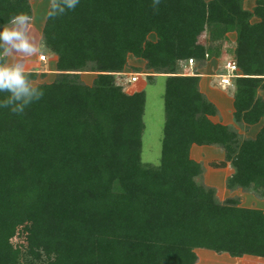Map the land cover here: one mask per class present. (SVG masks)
<instances>
[{"label": "trees", "instance_id": "1", "mask_svg": "<svg viewBox=\"0 0 264 264\" xmlns=\"http://www.w3.org/2000/svg\"><path fill=\"white\" fill-rule=\"evenodd\" d=\"M31 0H0V25ZM253 17L258 23L251 22ZM237 33V122L264 117V0H80L46 18L42 41L57 77L25 112L0 109V264H199L197 250L264 258V211L219 201L200 184L193 145H217L232 166L227 187L264 196V126L256 138L214 122L216 105L185 61L223 55ZM154 34L156 39L150 38ZM166 76L159 165L142 161L146 92L116 81L128 56ZM138 69V68H137ZM31 82L35 71H26ZM95 72L92 85L81 73ZM139 72V71H136ZM6 94H0V97Z\"/></svg>", "mask_w": 264, "mask_h": 264}, {"label": "rangeland", "instance_id": "2", "mask_svg": "<svg viewBox=\"0 0 264 264\" xmlns=\"http://www.w3.org/2000/svg\"><path fill=\"white\" fill-rule=\"evenodd\" d=\"M51 3V0H31L33 14L35 19V24L32 22L30 26L29 35L33 42L40 46V50L37 51L35 55L30 56L29 61L31 65L25 67L26 71H35L37 73V79L32 81L33 85H39L43 83H50V81L57 77V74H54V77L49 78L47 72H51L48 67L49 54L48 49L45 47L42 41V30L41 25L46 19V14L48 7ZM33 25V27H32ZM35 27V28H34ZM152 37V36H151ZM156 39L153 36L151 39ZM42 47V50H41ZM45 54L47 63H43L41 66H38V60L36 59L38 55ZM231 54V53H230ZM228 55V59H231V55ZM12 62H17L16 57L27 58L29 56H24L22 54H12ZM226 58H224L225 60ZM24 61V60H22ZM206 62V61H205ZM203 62V63H205ZM129 64V63H128ZM35 67L33 68V66ZM144 70V69H143ZM131 71H139V68H131L124 70L123 75L117 74L116 81L121 83L124 89H129L130 92L135 90H145L146 92V106H145V115H144V130H143V148H142V161L144 164L150 165H159L162 157V148H163V133H164V124L166 120V110L164 105V95L166 91V78L163 74L155 75L153 78L144 74L139 76V81L136 83L130 84L126 82V78L130 77L132 74ZM54 72V71H53ZM51 72V73H53ZM88 73V72H87ZM147 73V72H146ZM81 80L85 83L86 78L82 77ZM153 74V73H152ZM221 74V73H218ZM56 75V76H55ZM214 80L219 81V78L216 77ZM238 132L239 130L236 129ZM242 136V134L239 132ZM208 146V145H206ZM199 148V147H198ZM223 148L217 145H212L205 149H195L193 157L201 162L205 167V171L197 178V181L207 187H214L216 189V195L220 202L225 203L229 199L239 200V205L243 207L256 208L264 211V196L253 191L249 188L237 187L235 190H230L227 187L228 178L234 173L232 166L226 164L223 167H217L213 164L218 160H222ZM199 159V160H198ZM199 253L200 260L199 264H264V258L252 255H244L240 257H232L228 253H217L211 250H197ZM19 264H39L34 259L28 255L21 256Z\"/></svg>", "mask_w": 264, "mask_h": 264}, {"label": "crops", "instance_id": "3", "mask_svg": "<svg viewBox=\"0 0 264 264\" xmlns=\"http://www.w3.org/2000/svg\"><path fill=\"white\" fill-rule=\"evenodd\" d=\"M207 1H210V0H207ZM257 1L258 0H244V8L249 10V11H252L256 6ZM48 10H49V7H48ZM46 18H47V16H46ZM45 21H46V19H45ZM45 21L40 26L41 29H43ZM34 22H35V19H34V14H33V24H35ZM251 22L258 23L259 18L253 17ZM32 27H33V25H32ZM151 36L153 37L155 35L151 34L150 38H152ZM227 37H228L227 40L224 42V44L222 46L223 55L221 57H212V58L208 59L203 64L197 62L196 67H195V71H196L195 74L200 76V80H201L200 89H201V91L208 96V98L216 105L217 109L219 110L218 115L211 117L212 120L214 122L222 123V124H225V125L230 126L232 128L234 127L235 129H238L239 132L242 134V136H241L242 138H256L257 137L256 135L260 132V130L264 126V117H262V119L259 123L255 124V125H250V126L244 124L243 122H237L235 120V116H234L235 108L233 106L234 95H235V90H236L235 84H232V86L223 88L220 85L219 81L214 80V78L217 77L218 73H224L225 72V69H224L225 62L228 60L235 59V49L237 46V33L235 31H231V33H229ZM153 40H154V38H153ZM37 47H38V45H37ZM39 50H40V46L38 47V51ZM229 54L231 55V59L227 58ZM12 56H13L12 54H9V56L7 57L9 62H12V59H13ZM40 56H41V54L38 55V57L36 58L38 60L37 61L38 66H41L43 63L48 62V61L47 62L42 61L40 59ZM16 58L18 59L17 62L23 63L25 67L28 65H31V63H30L31 61H29L30 56L27 57L26 59L23 58V56L16 57ZM224 58H226V59L224 60ZM22 60H24V61H22ZM57 63H58V56L53 54L52 52H50L48 67H50L49 70H51V72H53V71L54 72L53 73L47 72V76L49 78L54 77V74H57L56 73ZM128 63L129 64L125 68V71L128 69H131V68H139L140 72H135V71H131V72L134 74H138L139 76L141 74H144V76H146V75L153 73L152 70H149L147 68V66H146L147 61H145L144 59H141V58H137L133 54H130L128 56ZM34 67H35V65L33 66V68ZM241 75H243V74L240 71V76ZM82 77L86 78V82H85L86 84L92 85L94 79L97 77V73H95V72L83 73ZM165 78H166V76H165ZM53 81H54V78L52 81H50V83ZM138 81H139V79H138ZM129 87H130L129 89L132 88L131 86H129ZM129 89L128 90L126 89L129 93L141 91V90H135V91L130 92ZM259 95L264 98V89H261L259 91ZM209 146L212 147V145H208V146H206V145L205 146L193 145V147L191 149L192 158H194L193 154L195 153L196 148L197 149H205V148H208ZM222 155L224 158V156H225L224 151H222Z\"/></svg>", "mask_w": 264, "mask_h": 264}, {"label": "clouds", "instance_id": "4", "mask_svg": "<svg viewBox=\"0 0 264 264\" xmlns=\"http://www.w3.org/2000/svg\"><path fill=\"white\" fill-rule=\"evenodd\" d=\"M159 3V0H155ZM80 0H51L48 19H55L73 11ZM32 16L19 12L11 16L7 24L0 25V109L11 113L23 114L34 102L42 99L44 92L31 82L30 76L21 62H9V54L35 55L37 45L30 38ZM42 50V47H41Z\"/></svg>", "mask_w": 264, "mask_h": 264}, {"label": "built area", "instance_id": "5", "mask_svg": "<svg viewBox=\"0 0 264 264\" xmlns=\"http://www.w3.org/2000/svg\"><path fill=\"white\" fill-rule=\"evenodd\" d=\"M40 59L42 61H46V56L45 54H42L40 56ZM197 61L194 58H190L187 61L183 63L182 66V73L183 74H188V75H193L196 73L195 67H196ZM224 69L225 72L218 74L217 77L219 78V83L223 88L232 86L234 84V78L237 76H240V69L239 66L237 65L236 61L234 59L228 60L224 64ZM119 75H123V73H119ZM139 79L138 74H132L130 77L126 78L127 83H136Z\"/></svg>", "mask_w": 264, "mask_h": 264}]
</instances>
